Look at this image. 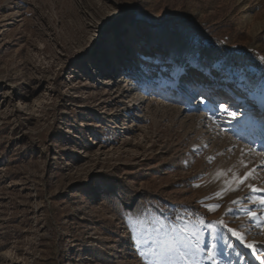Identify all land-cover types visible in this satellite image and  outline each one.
<instances>
[{
	"label": "rangeland",
	"instance_id": "1",
	"mask_svg": "<svg viewBox=\"0 0 264 264\" xmlns=\"http://www.w3.org/2000/svg\"><path fill=\"white\" fill-rule=\"evenodd\" d=\"M261 56L264 0H0V264H146L137 212L165 224L179 213L222 249L219 264H259L206 225L224 220L264 249L245 214L264 221L247 199L264 193L215 195L229 168L255 167L249 182L264 187Z\"/></svg>",
	"mask_w": 264,
	"mask_h": 264
},
{
	"label": "snow or ice",
	"instance_id": "2",
	"mask_svg": "<svg viewBox=\"0 0 264 264\" xmlns=\"http://www.w3.org/2000/svg\"><path fill=\"white\" fill-rule=\"evenodd\" d=\"M186 63L192 64L198 62L199 50L194 41L189 42V49L186 52ZM264 62V56L259 58ZM240 71L241 81L250 80L251 77L249 73L245 70ZM264 76V72H262ZM264 88V85H261ZM242 107V106H238ZM220 110L228 111V106L225 103L219 105ZM255 111L254 106L243 108V114L245 120L249 121L252 119L251 113ZM228 115L232 119L237 118V112L228 111ZM195 151V149H194ZM248 151H253V149H248ZM243 154V150H242ZM214 157H208L209 163L212 162ZM240 165L244 168H248V164L242 159ZM256 168H250L245 171L242 175L229 168L227 172L221 171L217 173V178L221 176L227 177L224 180V187L221 192H217L215 195L222 198V193L227 191H236L241 186H246L247 189L255 193H264V187H258L255 183L249 182L255 179L254 173ZM229 174H231L229 176ZM97 181L106 182V177H97ZM199 187V185H196ZM124 192L123 189H111L108 195L120 199L121 193ZM253 204L264 205V196H248ZM123 203V201H121ZM232 203L238 204V200L232 201ZM209 212H215L220 209L221 205L219 203H211L205 205ZM231 211V210H230ZM246 216L249 220L254 221V226L261 230L264 234V221H261L258 214L254 211H247ZM168 223L165 224L158 217H152L142 212L134 213L133 221L139 232V239L136 241L139 252L138 255L146 262V264H200L201 259L209 261L210 264H219L217 259L218 254H222V249L218 253V245L215 242L203 244L201 246V241L197 236L195 231H190L187 225L181 227L180 221L183 217L179 213H174L171 216L166 217ZM200 225H204V220L201 219L197 222ZM216 225H219L225 229L232 237L245 248L250 249L253 257L259 262V264H264V249L257 247L258 242L255 240H248L246 234L241 232L235 227H231L224 220H219L216 222L208 223L206 227L209 230H213ZM193 237L196 239L193 240ZM221 239L225 244H227V238L223 236L213 237V240ZM231 247L230 244H227ZM240 253H237L239 256Z\"/></svg>",
	"mask_w": 264,
	"mask_h": 264
},
{
	"label": "bare ground",
	"instance_id": "3",
	"mask_svg": "<svg viewBox=\"0 0 264 264\" xmlns=\"http://www.w3.org/2000/svg\"><path fill=\"white\" fill-rule=\"evenodd\" d=\"M175 47H174V50H173V56H172V59L173 60H175L177 63H179L180 62V60H181V57L179 56V54L183 51V49L185 48V46H181L180 44H175L174 45ZM183 58V57H182ZM196 91L197 90H193V91H188V96H191V97H193L194 95H195V93H196ZM201 91H205V92H210V90H208V89H201ZM184 95V94H183ZM138 96V95H137ZM180 97H182V95L181 96H179L178 98H180ZM177 98V99H178ZM185 99L187 98V97H184ZM144 99V98H143ZM138 100H140V98H137V101Z\"/></svg>",
	"mask_w": 264,
	"mask_h": 264
}]
</instances>
